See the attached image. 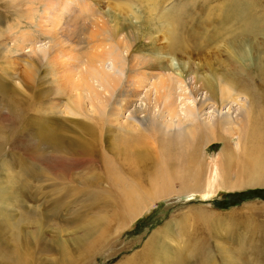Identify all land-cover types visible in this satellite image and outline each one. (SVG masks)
<instances>
[{"label": "rangeland", "instance_id": "1", "mask_svg": "<svg viewBox=\"0 0 264 264\" xmlns=\"http://www.w3.org/2000/svg\"><path fill=\"white\" fill-rule=\"evenodd\" d=\"M199 76L248 95L213 104ZM249 97L264 103V0H0V242L26 237L30 264H264V197L215 202L264 189V171L235 188H212L205 170L197 186L173 178L132 218L107 175L110 163L146 187L161 161L185 165L189 143L216 157ZM131 136L144 143L123 149Z\"/></svg>", "mask_w": 264, "mask_h": 264}, {"label": "bare ground", "instance_id": "2", "mask_svg": "<svg viewBox=\"0 0 264 264\" xmlns=\"http://www.w3.org/2000/svg\"><path fill=\"white\" fill-rule=\"evenodd\" d=\"M55 42L56 41H54V43ZM233 57H234V61L243 64L241 63V61L247 59L246 57H248V54L246 52L240 55L239 54L237 55L235 53L233 54ZM179 65L181 66L182 69L185 68L184 62L180 63ZM244 67L246 68V66ZM100 72L101 71H99L98 73ZM99 78L100 80L103 79L106 82L109 81V76L106 73H100ZM232 80L234 79L232 78L231 80L225 79L224 81H222V83H218L219 84L218 89H216V86L214 87L213 85L214 82L210 80L209 77L199 76L194 81L197 83L199 82V86L196 87V90L201 88L207 89L208 99L211 102H213V104L218 105L217 100L221 102H223L227 98H232L233 100H235V97L231 95V91H233L234 89L239 90L240 92H243L244 94L248 95L247 91L244 90L243 87L240 89L236 88V86L233 83L234 81ZM164 83L165 81H162L158 85H155V91L158 92L155 101L158 102L159 99L162 100V103H164V109H168V111L167 110L166 111L168 112V116L171 117L172 120L174 117L173 114H175L176 110L175 108H173V106L167 108L169 106V102L166 103V97L168 96L169 92H167L165 87L167 84ZM260 86H261L260 88H262V84H260ZM161 89L163 91H166L167 95L165 93L159 92ZM253 95L254 94H252V96ZM185 110L186 113L188 114L199 112L200 105L194 108L190 107V105H186ZM72 111L75 112L74 110ZM175 116L178 115L176 114ZM190 118H192L190 115H186L184 121ZM208 118L209 119L206 122L209 124L211 119L210 117ZM238 120L239 122H237ZM234 121H236V124L239 123L241 127L239 128L240 130L239 129L235 130L234 128L230 129V130H234L232 131L234 133L231 135L229 139H227L226 145L222 147L220 153L216 154V157L214 156L215 158L213 157L206 160V158L203 157L204 159L198 160L199 156L197 155L196 152L197 147L195 145L192 146L189 143L188 151L184 157V159H186L185 165H182L178 170H171L169 167L165 165L164 161H161L158 172L155 174L154 177H152L148 181V186L146 185V187H144L145 185L142 186L139 181L127 179L126 177L121 175L122 172L120 173L114 170V167L109 163L107 167V175L109 176L108 178H110L111 182L120 188L117 194L120 210L126 212L127 218L135 217L136 215L140 214L142 207L144 206V205L142 206L141 204L144 198L154 199L156 195L166 191V189L168 188L169 181L171 179L177 177L182 179L186 183H189L190 186L191 184L193 186H197L198 182L203 178L202 177L203 170L206 171V177H205L206 181L208 183L210 182L209 186H211L212 188H214L215 186H219L220 181L222 182L221 184L230 186V188L251 185L252 183L256 182L258 175H260V173L264 171V103L263 105L261 104V106H256V102L252 100V97H249V106L247 108L246 120L243 123L242 118L236 116ZM212 126H214L213 123ZM229 126L235 127V124ZM197 130H198L197 127L193 125V127L191 126V128H189V134L193 136L197 132ZM234 136H237L239 138V144L237 149H234L230 144V139ZM226 137L227 136H224L220 132V133H216L214 136H211V139H217V140L226 139ZM143 143L144 142L141 141V144ZM139 144H140L139 138L138 137L133 138L131 136L124 138V143L122 144L124 147L122 146L121 147L123 149L125 148L134 149ZM239 150L240 152H238ZM134 154L135 155L133 157V160L138 161L141 157H143L140 150ZM202 164L204 168H202ZM231 176L232 177L234 176V179L232 181H231ZM25 238L23 239V241H21V245L17 243L18 246H14V247H11L12 245L10 246L8 242H4V243L0 242V249L2 251L5 250L7 254L11 255L10 258H12L13 260L16 257L17 264H30L29 261L30 259L28 260L27 252L24 246V243H26ZM64 262L65 261H62L60 264H63Z\"/></svg>", "mask_w": 264, "mask_h": 264}, {"label": "trees", "instance_id": "3", "mask_svg": "<svg viewBox=\"0 0 264 264\" xmlns=\"http://www.w3.org/2000/svg\"><path fill=\"white\" fill-rule=\"evenodd\" d=\"M264 197V189H247L238 192H227L221 195L220 200H215L218 208H227L244 199Z\"/></svg>", "mask_w": 264, "mask_h": 264}]
</instances>
